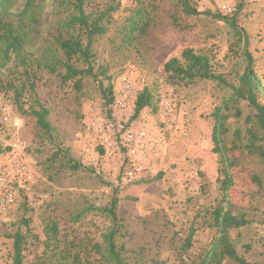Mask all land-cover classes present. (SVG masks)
I'll use <instances>...</instances> for the list:
<instances>
[{
  "label": "rangeland",
  "instance_id": "374dc122",
  "mask_svg": "<svg viewBox=\"0 0 264 264\" xmlns=\"http://www.w3.org/2000/svg\"><path fill=\"white\" fill-rule=\"evenodd\" d=\"M189 1L198 12L211 15L185 16L175 0H95L94 9L108 2L119 9L107 32L93 42V75L83 77L80 90L63 82L59 69L41 72L34 93H25L20 101L12 89L0 91V173H7L15 196L0 215V264H12L9 236L16 230L26 235L23 264L53 263L55 257L44 245L50 219L57 223L60 249L74 252L81 243L101 242L111 222L100 209L114 191L122 220L116 243L124 249L126 264H191L215 237L210 214L222 193L218 157L211 152V114L231 89L205 80L171 84L163 66L191 49L208 58L213 73L236 86L246 50L264 86V0H226L230 12L222 11L220 0ZM138 2L148 10L150 26L126 44L124 20ZM214 14H236L241 39ZM124 77L133 91L119 122L115 104L123 97ZM143 88L151 93L150 105L132 120ZM108 89L113 94L109 105ZM35 100L48 111L51 134L28 114L31 107L38 109ZM228 126L232 131L241 122L231 118ZM131 129L146 136L145 148L135 158L118 143ZM103 135L112 147L99 145ZM70 159L83 168L71 170ZM14 160L26 165L30 181L13 178ZM237 160L229 201L247 213L250 223L232 231L231 238L247 261L264 264V161L245 155ZM191 230L192 246L183 252Z\"/></svg>",
  "mask_w": 264,
  "mask_h": 264
},
{
  "label": "trees",
  "instance_id": "16d2710c",
  "mask_svg": "<svg viewBox=\"0 0 264 264\" xmlns=\"http://www.w3.org/2000/svg\"><path fill=\"white\" fill-rule=\"evenodd\" d=\"M174 3L188 17L211 15L198 12L189 0H175ZM94 5L95 0H0V91L12 89L16 100L20 101L25 93H34L41 72L55 73L59 69L63 70L61 80L73 82L76 90H80L83 77L93 75L90 65L93 42L107 32L114 21L113 14L119 9V4L111 2L101 8L94 9ZM212 17L223 21L234 36L241 39L236 14H214ZM148 19V10L138 2L124 20V43L130 44L136 35L144 36L150 26ZM243 55L246 66L236 86L228 85L223 77L213 73L208 58L191 49L183 50L180 58H171L163 66L171 84L205 80L231 89L229 96L211 114V152L218 157L217 181H220L222 193L220 202L210 214V227L216 233L191 264H252L238 253L231 238L232 231L248 226L250 220L246 212L236 211L229 201L234 183L231 170L237 166V156L264 161V86L253 70L251 55L246 50ZM106 96L109 105L113 100L111 89ZM151 99L150 91L143 88L136 97L132 120L149 107ZM35 103L38 109L31 107L28 114L41 131L51 134L48 111L36 100ZM231 118L241 122V126L232 131L228 126ZM69 167L73 171L83 168L71 159ZM118 204L114 191L107 206L100 209L109 218L110 229L102 234L101 242L81 243L82 248L74 252L66 247L60 249L57 223L48 220L44 226V245L55 257L51 264H126L124 249L116 243L122 228V220L117 215ZM23 223L28 224L26 220ZM193 232L191 230L184 239L183 252L191 248ZM9 237L12 239V264H23L26 235L16 230Z\"/></svg>",
  "mask_w": 264,
  "mask_h": 264
},
{
  "label": "built area",
  "instance_id": "2783aa9c",
  "mask_svg": "<svg viewBox=\"0 0 264 264\" xmlns=\"http://www.w3.org/2000/svg\"><path fill=\"white\" fill-rule=\"evenodd\" d=\"M221 1V8L223 12H230V8L227 5L226 0ZM133 91L132 84L130 83L127 77L123 78V97L116 101L115 107L117 110L121 112L117 119L121 122V118L125 115V111L127 109V104L129 102V96ZM165 111L167 114H170V109L168 105L165 106ZM119 112V113H120ZM108 130L110 125L105 126ZM118 132L121 133L123 130V126H119ZM145 132L142 130H129L125 131L123 135L119 136V145L126 150L127 154L131 158H135L142 153L145 148ZM100 146L104 148H110L111 143L109 142V138L105 135L101 136L100 138ZM14 151V150H13ZM14 163V172L13 178L18 180V182H28L31 180V175L29 174L27 167L25 164L21 162H17L16 160L13 161ZM7 173H0V215H5L7 211L11 208L14 203L15 196L12 192L11 188H9V180L7 177ZM128 177H132V172L127 173Z\"/></svg>",
  "mask_w": 264,
  "mask_h": 264
}]
</instances>
